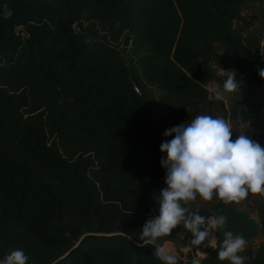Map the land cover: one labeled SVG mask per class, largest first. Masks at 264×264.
I'll return each instance as SVG.
<instances>
[{"label":"trees","instance_id":"16d2710c","mask_svg":"<svg viewBox=\"0 0 264 264\" xmlns=\"http://www.w3.org/2000/svg\"><path fill=\"white\" fill-rule=\"evenodd\" d=\"M246 1L0 0V259L22 249L27 264H162L137 241L167 187L160 145L175 133H163L235 71L244 102L223 118L252 123L242 135L264 144ZM198 212L227 222L216 249L193 248L179 225L160 238L188 248L180 264H230L217 259L223 231L246 239L245 264H264L247 211L217 200Z\"/></svg>","mask_w":264,"mask_h":264},{"label":"clouds","instance_id":"9594fccd","mask_svg":"<svg viewBox=\"0 0 264 264\" xmlns=\"http://www.w3.org/2000/svg\"><path fill=\"white\" fill-rule=\"evenodd\" d=\"M264 52V46H261ZM264 78V68L259 70ZM239 84L235 71L227 74L223 92L236 91ZM223 93L217 85L209 89L208 99H222ZM173 139L162 142L160 151L167 157L160 164L166 169L165 184L157 198L159 215L147 219L138 236L137 246H151L153 256L162 264H180L179 255L173 254L159 243L160 238L171 235L178 225L188 230L193 248L211 247L216 249L214 231H221L227 217L224 215L205 217L198 211H190L186 205L197 199L210 201L215 192L223 204L239 203L249 192L264 194V148L250 137L239 135L232 138V128L221 117L197 115L170 129L163 135ZM217 259L230 264H245L248 257L240 255L247 244L240 234L223 231ZM29 257L22 249L13 250L0 259V264H27ZM192 264H200L196 259Z\"/></svg>","mask_w":264,"mask_h":264},{"label":"crops","instance_id":"0c3cea01","mask_svg":"<svg viewBox=\"0 0 264 264\" xmlns=\"http://www.w3.org/2000/svg\"><path fill=\"white\" fill-rule=\"evenodd\" d=\"M242 12H243V14L255 16V20H254L255 25L253 23V26H255V29L258 32L264 30V21L262 20V17H261V16H264V0H247L242 6ZM252 27H251V29H252ZM260 91H264V84L256 92L255 97L253 99V102L254 103H261L264 105V97L259 99L258 94ZM225 120L227 121V123H229L231 125L232 133H233V136H232L233 139H235L236 136L238 135V134L236 135L237 131H239V133H241L245 127L252 126V123H249V122L239 123V122H237V120H232L230 118H225ZM260 145L262 148H264V144H260ZM217 200L218 199L216 197L215 192L213 194L212 200H210V201H204L197 195V199L195 201L190 202L187 207L189 208L190 211L195 212V211H198L199 208L203 205L210 206V205L215 204L217 202ZM232 204L237 209L247 211L248 214L250 215V217L253 218V220L256 222V224L258 225V228H259L258 233H257L256 237L254 238L256 240L259 237V235L261 234L262 230H264V194L249 192V195L245 199L241 200L239 203L233 202ZM212 235L214 236V233H212ZM261 243H263V242H261Z\"/></svg>","mask_w":264,"mask_h":264},{"label":"rangeland","instance_id":"374dc122","mask_svg":"<svg viewBox=\"0 0 264 264\" xmlns=\"http://www.w3.org/2000/svg\"><path fill=\"white\" fill-rule=\"evenodd\" d=\"M261 17H262V20L264 21V16H261ZM254 25H255V22H254ZM251 30H253V34L255 36H257L258 31L255 29V26H253ZM217 73L220 74L221 72H217ZM223 83L224 82L222 80H216V81L210 82V83H208L206 85L208 90L213 88V87H216L217 85H219L220 86V90L223 93V98L222 99H213L211 102H208L205 105V108L203 109V111H202V113L200 115H210V116H212L214 118L215 117L223 118L224 115H225L224 113L227 112L229 108H231L233 101H236V102L239 101V102H241L243 104L244 101L242 100V97H241L240 93L238 92V90H236V91H234L232 93L223 92ZM258 95H259V99L263 98L264 97V91H260ZM186 122H191V120L186 118L184 123H186ZM180 228H181V233H184V232L187 231L186 229L183 228L182 224L180 225ZM253 242H254V244H260L261 242H264V230H262V232L259 235V237L256 240L254 239ZM162 245H164L166 248H168L173 254L179 255V257L185 258L187 256L188 248H186V247L181 248L180 250H178L173 245L172 242H165ZM200 254L201 253L198 250L196 255H200Z\"/></svg>","mask_w":264,"mask_h":264},{"label":"built area","instance_id":"2783aa9c","mask_svg":"<svg viewBox=\"0 0 264 264\" xmlns=\"http://www.w3.org/2000/svg\"><path fill=\"white\" fill-rule=\"evenodd\" d=\"M261 46H264V30L258 32L257 40H256V43L254 46V52L258 57V60L260 63V68H264V52L261 51ZM134 89L136 91H138L136 87H134ZM185 120H186V118H182V119L178 120L177 125L183 124ZM242 134H243V132H241L239 135H242Z\"/></svg>","mask_w":264,"mask_h":264},{"label":"water","instance_id":"95a60500","mask_svg":"<svg viewBox=\"0 0 264 264\" xmlns=\"http://www.w3.org/2000/svg\"><path fill=\"white\" fill-rule=\"evenodd\" d=\"M64 21H65V22H68L69 24H73V21L70 20V19H64ZM261 112L264 113V110H262ZM77 243H78V242H76V244H77ZM76 244H75V245H76ZM75 245H74V246H75Z\"/></svg>","mask_w":264,"mask_h":264}]
</instances>
